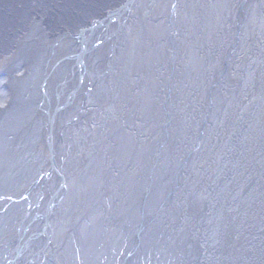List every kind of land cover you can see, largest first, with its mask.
<instances>
[{
	"label": "bare ground",
	"instance_id": "6f19581e",
	"mask_svg": "<svg viewBox=\"0 0 264 264\" xmlns=\"http://www.w3.org/2000/svg\"><path fill=\"white\" fill-rule=\"evenodd\" d=\"M2 41L0 264H264V0H0Z\"/></svg>",
	"mask_w": 264,
	"mask_h": 264
},
{
	"label": "water",
	"instance_id": "95a60500",
	"mask_svg": "<svg viewBox=\"0 0 264 264\" xmlns=\"http://www.w3.org/2000/svg\"><path fill=\"white\" fill-rule=\"evenodd\" d=\"M43 1H50V0H43ZM41 4V3H40ZM124 12V8H120L119 11H115V12H112L110 15H109V18L107 20H113L115 17L119 18V16ZM106 20V21H107ZM103 23V22H102ZM101 22L100 23H97L94 25L95 26H99L102 24Z\"/></svg>",
	"mask_w": 264,
	"mask_h": 264
},
{
	"label": "rangeland",
	"instance_id": "374dc122",
	"mask_svg": "<svg viewBox=\"0 0 264 264\" xmlns=\"http://www.w3.org/2000/svg\"><path fill=\"white\" fill-rule=\"evenodd\" d=\"M48 17V16H47ZM47 17H46V23H47V21H51V19H48L47 20ZM3 43V41L2 42H0V44H2ZM6 72V71H5ZM0 76H5V75H3V74H0ZM167 236H168V234H166ZM164 238V237H163ZM165 238H167V237H165Z\"/></svg>",
	"mask_w": 264,
	"mask_h": 264
}]
</instances>
